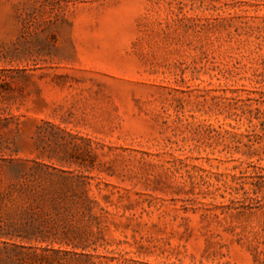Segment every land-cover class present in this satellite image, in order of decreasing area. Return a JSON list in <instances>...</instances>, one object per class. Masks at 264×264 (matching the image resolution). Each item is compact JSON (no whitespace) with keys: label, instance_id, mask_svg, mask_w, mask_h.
Segmentation results:
<instances>
[{"label":"rangeland","instance_id":"374dc122","mask_svg":"<svg viewBox=\"0 0 264 264\" xmlns=\"http://www.w3.org/2000/svg\"><path fill=\"white\" fill-rule=\"evenodd\" d=\"M4 243L264 264V0H0Z\"/></svg>","mask_w":264,"mask_h":264},{"label":"trees","instance_id":"16d2710c","mask_svg":"<svg viewBox=\"0 0 264 264\" xmlns=\"http://www.w3.org/2000/svg\"><path fill=\"white\" fill-rule=\"evenodd\" d=\"M18 174L20 179H25L22 175ZM21 191L29 195L33 199H41L48 201L50 203L55 202V198L60 196L59 190L49 189L46 185L43 184H36L30 185L26 183L24 180H21ZM63 185V184H62ZM63 193V192H62ZM64 194V193H63ZM54 211H57L56 206L53 204L52 206ZM28 226L33 225V229H28L31 235L39 236L40 241H45L46 239L44 236L50 235L52 236L51 229H57L53 224L49 223V220L46 217H42L40 220L39 218H34L33 215L29 217ZM33 223V224H32ZM34 223H36L34 225ZM30 227V226H29ZM29 249L31 247H26L17 244L4 243L3 246H0V264H52L51 257L42 255L37 252V250H32L30 252ZM41 251L51 252L53 255L58 254H67L66 251H61L59 249H42Z\"/></svg>","mask_w":264,"mask_h":264}]
</instances>
